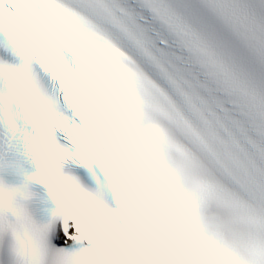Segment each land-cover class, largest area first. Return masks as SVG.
<instances>
[{"label": "snow or ice", "instance_id": "1", "mask_svg": "<svg viewBox=\"0 0 264 264\" xmlns=\"http://www.w3.org/2000/svg\"><path fill=\"white\" fill-rule=\"evenodd\" d=\"M0 264H264V0H0Z\"/></svg>", "mask_w": 264, "mask_h": 264}]
</instances>
